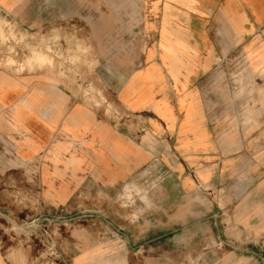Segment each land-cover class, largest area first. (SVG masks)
<instances>
[{
	"label": "crops",
	"instance_id": "1",
	"mask_svg": "<svg viewBox=\"0 0 264 264\" xmlns=\"http://www.w3.org/2000/svg\"><path fill=\"white\" fill-rule=\"evenodd\" d=\"M43 6L0 0L19 27L62 23L50 0ZM136 12V39L101 59L138 63L106 74L100 105L48 70L0 68V264H19L16 242L2 241L12 237L2 222L18 221V189L42 190L51 210L85 190L115 196L151 182V211L135 220L109 214L103 242L42 264H100L103 254L104 264H178L211 245L218 264L222 255L264 264V118L227 83L264 66V0H153Z\"/></svg>",
	"mask_w": 264,
	"mask_h": 264
},
{
	"label": "rangeland",
	"instance_id": "2",
	"mask_svg": "<svg viewBox=\"0 0 264 264\" xmlns=\"http://www.w3.org/2000/svg\"><path fill=\"white\" fill-rule=\"evenodd\" d=\"M50 1L52 10L61 12L65 4L69 9L65 14L55 12V20L60 19L62 22L59 25L52 22L48 27L39 23L41 26L36 28H23L19 27L22 24V19L17 18L19 14L0 11V18L3 20L2 30L0 29V68L19 75L41 69L48 70L59 76L81 99L100 105L101 101L106 100L103 92L106 74H111V71L127 72L138 63L135 61L129 65V62L101 59L105 56V48H111L114 44L115 49L120 48L121 40L125 37L136 39V34L133 37L129 31L132 24L138 23L139 14L136 11L140 6L152 4L153 0ZM47 2L49 0H35V5L38 8L42 6L40 10H47V7L43 6L47 5ZM35 15L38 18L42 13ZM106 43H109V46ZM38 51H45L51 58H56L54 65L50 66L47 62L34 58ZM11 57L16 60V65L13 62L6 63ZM22 65L24 69H21ZM257 73L256 78L248 75L227 78L230 79L227 83L240 86L236 97L239 96L243 103L247 100V104L252 99V105L257 107L256 115L264 118V66ZM227 77L231 76L227 73ZM255 84L256 97L255 92L253 93ZM246 109H249V105ZM116 111L114 119L119 120L120 116ZM243 116L245 118V114ZM151 183L144 188L126 186L115 196H109L101 190H85L80 193L77 203L73 201L71 206L51 210L44 204L42 190L18 189L12 193V197L14 195L16 199L18 221L12 225L2 222V229H9L12 234V237H2V241L11 238V241L16 242L15 250L19 264H42L47 258L57 259L59 251H68L70 246L76 248L74 250H83L91 243L105 240L102 230L109 225L108 218L106 219L109 214H116L120 218L130 213V219L135 220L151 211L154 207ZM1 199L3 206L10 201L7 195H2ZM26 217L28 225L25 228ZM210 249L206 250L209 253L205 254L202 248L186 254L187 257L184 256L178 264H209L211 259V264H218L220 256L217 253V245H211ZM102 256L100 264L105 263V254ZM220 264L237 263L222 255Z\"/></svg>",
	"mask_w": 264,
	"mask_h": 264
},
{
	"label": "bare ground",
	"instance_id": "3",
	"mask_svg": "<svg viewBox=\"0 0 264 264\" xmlns=\"http://www.w3.org/2000/svg\"><path fill=\"white\" fill-rule=\"evenodd\" d=\"M149 10V9H148ZM2 30V29H1ZM47 31V30H46ZM148 31V30H147ZM147 33V32H146ZM150 35V34H149ZM84 41V40H83ZM86 44V43H85ZM145 45H147V44H145ZM157 47H158V45H157ZM145 49H146V47H145ZM144 51V50H143ZM70 54V53H69ZM144 54V53H143ZM52 55V54H51ZM145 56V55H144ZM34 58H36V59H38L39 61L41 60V61H45V62H47L50 66H53L54 65V59H56V58H54V57H52L51 58V56H48V53L46 54V52L45 51H38V52H36L35 54H34V56H33ZM32 57V58H33ZM12 59H8L7 60V63H11V62H16V60L14 61L13 59H14V57H11ZM4 59V58H3ZM141 63V62H140ZM1 64V63H0ZM15 65H16V63H14ZM140 65V64H139ZM58 68H60V67H58ZM20 69V68H19ZM21 69H24L23 68V65H22V68ZM27 69V68H26ZM73 79V78H72Z\"/></svg>",
	"mask_w": 264,
	"mask_h": 264
}]
</instances>
